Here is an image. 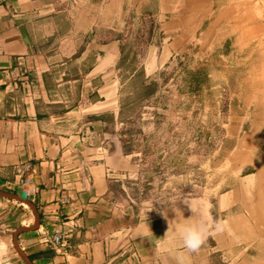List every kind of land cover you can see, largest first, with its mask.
<instances>
[{
	"label": "crops",
	"instance_id": "crops-1",
	"mask_svg": "<svg viewBox=\"0 0 264 264\" xmlns=\"http://www.w3.org/2000/svg\"><path fill=\"white\" fill-rule=\"evenodd\" d=\"M199 2L0 0V191L35 207L37 229L17 237L31 264H264V165L241 166L240 174L248 172L237 186L207 203L187 199L199 204L195 213L184 198L176 204L185 219L210 226L198 252L164 239L169 225L161 211L177 218L171 204L146 216L125 192V58H141L138 69L147 73L186 50L192 35L211 30ZM2 199L11 218L26 217L10 240L0 232L3 261L26 264L10 249L35 214ZM57 232L65 237L61 249L50 242Z\"/></svg>",
	"mask_w": 264,
	"mask_h": 264
},
{
	"label": "rangeland",
	"instance_id": "rangeland-1",
	"mask_svg": "<svg viewBox=\"0 0 264 264\" xmlns=\"http://www.w3.org/2000/svg\"><path fill=\"white\" fill-rule=\"evenodd\" d=\"M199 1L213 5L205 10L207 34L198 31L186 50L147 73L138 69L141 58H125V192L141 208L182 198L207 203L237 186L248 172L241 166L264 165V0ZM5 203L0 198V232L10 240L26 217L11 218Z\"/></svg>",
	"mask_w": 264,
	"mask_h": 264
},
{
	"label": "clouds",
	"instance_id": "clouds-1",
	"mask_svg": "<svg viewBox=\"0 0 264 264\" xmlns=\"http://www.w3.org/2000/svg\"><path fill=\"white\" fill-rule=\"evenodd\" d=\"M177 202H169L173 206V209L176 213V219H168L167 211H161V215L167 220L169 225L168 231L166 232L164 239L169 240L170 242L178 239L181 242L182 247L188 252H198L204 245L205 240L207 239V233L209 231L210 226L207 222L203 221L202 219L194 220L193 215L190 218L185 219L180 208L176 207ZM183 203L187 204L190 207L192 213L198 211L200 207L197 202L187 200L185 198L183 199ZM153 208L154 203L151 202L147 208L146 216L149 211L153 210ZM146 227H148L149 231L151 232L147 223ZM216 227L218 230H222L220 229L219 225H217ZM169 232L173 233L172 237H169ZM140 235L144 236L143 233H140ZM6 251L7 245L5 244V242L0 241V264H2L3 257Z\"/></svg>",
	"mask_w": 264,
	"mask_h": 264
},
{
	"label": "water",
	"instance_id": "water-1",
	"mask_svg": "<svg viewBox=\"0 0 264 264\" xmlns=\"http://www.w3.org/2000/svg\"><path fill=\"white\" fill-rule=\"evenodd\" d=\"M0 197L2 198H6V199H12V200H16V201H20L22 203H25L27 204L31 209L32 211L34 212V216H35V223H34V226L30 227V228H20L18 229L15 233H14V236H13V244H14V247L16 248L19 256L22 258V260L26 263V264H31L30 261L25 257V255L22 253L21 249L19 248V245L17 243V237L18 235H20L21 233H24V232H27V231H31V230H35L37 229L38 225H39V217L36 213V210H35V207L26 199H23V198H20V197H17L15 195H11V194H7V193H4V192H1L0 191Z\"/></svg>",
	"mask_w": 264,
	"mask_h": 264
},
{
	"label": "built area",
	"instance_id": "built-area-1",
	"mask_svg": "<svg viewBox=\"0 0 264 264\" xmlns=\"http://www.w3.org/2000/svg\"><path fill=\"white\" fill-rule=\"evenodd\" d=\"M64 240H65L64 235L60 232H57L51 238L50 242L54 245V247L61 249L64 247Z\"/></svg>",
	"mask_w": 264,
	"mask_h": 264
}]
</instances>
